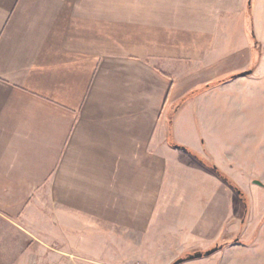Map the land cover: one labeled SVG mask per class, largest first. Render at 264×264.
<instances>
[{
  "label": "crops",
  "instance_id": "0c3cea01",
  "mask_svg": "<svg viewBox=\"0 0 264 264\" xmlns=\"http://www.w3.org/2000/svg\"><path fill=\"white\" fill-rule=\"evenodd\" d=\"M231 11L244 0H0V264L157 239L165 208L216 192L222 225L229 187L174 145L219 165L211 137L239 78L214 82L258 57L221 34Z\"/></svg>",
  "mask_w": 264,
  "mask_h": 264
},
{
  "label": "rangeland",
  "instance_id": "374dc122",
  "mask_svg": "<svg viewBox=\"0 0 264 264\" xmlns=\"http://www.w3.org/2000/svg\"><path fill=\"white\" fill-rule=\"evenodd\" d=\"M250 1L251 8H247L248 0H244V11H231L220 20L227 23L221 34L229 40L230 46L237 41H246L245 53L250 46L255 48V57H258L246 69L249 74L235 77L239 79L234 85L235 90L230 91L229 103L236 105V111L229 105L230 122L222 121V127L217 129L214 124L219 119L212 120L213 129H217L211 137L213 153L222 167L209 160L245 194L246 213L238 194L222 180L229 187L225 201L228 207L222 209L227 217L222 225L217 224L216 219L221 210L217 201L220 194L216 192L211 208L164 209L162 230L165 232V228L172 226L181 228L183 233L175 235L179 240H168L170 234L162 230L157 239L150 240L138 238L135 234L130 238L121 235V238H106L105 235V239L86 241V253L96 254L79 257L82 258L80 262L71 257L74 264H172L185 253L205 251L219 245L222 248L210 256L181 264H264V0ZM215 110L222 117L227 115L223 109ZM211 212L212 224L209 221ZM177 220L181 222L177 223ZM189 223L194 224V228L190 229ZM57 248H60L59 242L54 241L53 249ZM38 251L41 252L39 248ZM64 258L38 253L22 256L21 264H35V260L38 264H65ZM73 263L69 261V264Z\"/></svg>",
  "mask_w": 264,
  "mask_h": 264
},
{
  "label": "trees",
  "instance_id": "16d2710c",
  "mask_svg": "<svg viewBox=\"0 0 264 264\" xmlns=\"http://www.w3.org/2000/svg\"><path fill=\"white\" fill-rule=\"evenodd\" d=\"M251 7H252L251 1L248 0L247 8L249 9ZM255 46H256V43H255ZM241 73L233 74V75L229 76L228 78L214 82V84L230 81V80L234 79L236 76H240ZM174 147L188 152L190 155H192L194 158H196L201 164H203L205 167H207L212 173H214L216 176H218L225 183L229 184V186L232 187L234 189V191L240 197V200L242 201V204H243L244 212L246 213V211H247V200H246L245 194L239 189V187L235 183H233L228 178V176L225 173H223L221 170H219L212 162L207 161L206 159L202 158L200 155L191 151L190 149H188L184 146H181V145H176V144L174 145ZM221 248H222V245H219V246H215V247L208 249V250H205V251L185 253L183 256H181L177 260H175L173 263L174 264H181L183 262H186V261H189L192 259L207 257V256H210L212 253L216 252L217 250H220Z\"/></svg>",
  "mask_w": 264,
  "mask_h": 264
},
{
  "label": "water",
  "instance_id": "95a60500",
  "mask_svg": "<svg viewBox=\"0 0 264 264\" xmlns=\"http://www.w3.org/2000/svg\"><path fill=\"white\" fill-rule=\"evenodd\" d=\"M247 74H249V71L242 72V73L240 74V76H245V75H247ZM173 264H174V263H173Z\"/></svg>",
  "mask_w": 264,
  "mask_h": 264
}]
</instances>
